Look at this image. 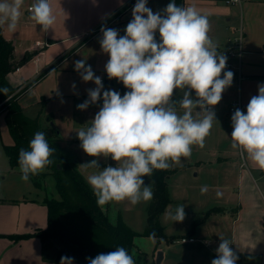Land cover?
<instances>
[{
	"label": "clouds",
	"instance_id": "obj_1",
	"mask_svg": "<svg viewBox=\"0 0 264 264\" xmlns=\"http://www.w3.org/2000/svg\"><path fill=\"white\" fill-rule=\"evenodd\" d=\"M23 4L24 0H0V27L6 25L8 32H15ZM147 4L148 0H137L124 35L101 27L99 43L109 56L105 71L109 80H117L128 90L123 95L105 90L102 78L95 75L90 65L86 66V60L75 61V70L82 80L96 86L88 89V99L77 105L78 110L102 100L91 125L77 132L82 150L97 158L80 166L97 170L86 179L98 206L125 200L132 205L150 201L154 193L143 177L180 164L181 158L191 156L194 145L204 146L217 121L211 109L220 103L234 78L231 71H224L227 57L218 53L217 43L209 36L206 15L195 6H179L175 0L163 14L154 13ZM31 19L44 32L52 29L57 15L51 0H36L31 5ZM257 87L258 94L250 98L246 112L237 108L231 116L230 138L232 149L242 151L264 171V83ZM178 89L183 96L175 101ZM0 91L6 95L8 89ZM53 151L45 133L37 131L28 150L22 148L19 152L21 180L27 182L30 175H38L50 165ZM100 157H110L115 166L101 169ZM168 215L174 222H182L184 206ZM149 238L155 239V232ZM220 239L211 264H236L239 257L231 242ZM87 259L88 264H135L124 247ZM60 264H73V258L62 256Z\"/></svg>",
	"mask_w": 264,
	"mask_h": 264
},
{
	"label": "rangeland",
	"instance_id": "obj_2",
	"mask_svg": "<svg viewBox=\"0 0 264 264\" xmlns=\"http://www.w3.org/2000/svg\"><path fill=\"white\" fill-rule=\"evenodd\" d=\"M30 2H36V0H24L23 8L28 7L27 3ZM169 2L170 0H148L147 6L151 8L154 13L159 11L163 14V10ZM187 5L202 6L203 8L207 7L210 9L208 12L200 13L206 15L209 19V36L213 41H222L224 45H222L221 48L225 49V37L230 36L229 40L232 39L231 33L235 31L234 28H236L233 22V24L226 26L225 23H227V21L225 15L232 16L233 20L236 19L238 21L239 25L241 20V9L239 5H227L224 0H197ZM133 7L127 12L121 24H117V20H119L121 13L124 12L127 7L123 8L110 19V21L114 23L113 29L118 30L120 35L125 34L126 25L132 19ZM23 8L21 7L20 11L21 14L25 15ZM3 27L2 31L4 32L5 30V33H8L7 26L5 25ZM34 27L36 28V34L42 37L43 31L41 26L36 23ZM92 39L94 41L90 43V49L85 52L79 51V53L70 57L67 62L75 63V59L82 60L83 57L84 59L88 58L87 60H91L89 54L95 52L93 48L101 46L99 43L101 38L98 35H95ZM108 59L109 56L104 53V62L99 63L98 57L97 64L88 65H93L95 68L93 70L95 75L101 76L105 71V65ZM65 65L75 64H64V66ZM79 80H82V78L78 72L69 71L65 73L64 71H58L56 74L42 80L37 86L39 91L48 93V85L56 84V98L58 100H56L55 103L57 104L56 115H58V117L55 116L53 118V113L49 114L46 112L45 100L38 102L36 106L28 108L29 110L27 109L24 114L27 118H38L41 121V126H44L42 128L47 129L50 133L53 130L52 136L56 146L59 147V150L70 160L76 162L75 166L86 179L88 175L93 174L97 170L93 168L85 169L80 165L97 158L88 156L82 150L77 132L81 128L89 127L98 111L95 114L85 117L83 120L79 118L75 120L70 117V111L64 109V107L69 108V104L67 103L74 104L72 107H77V105L82 103V99L88 97V89L96 87L91 81L86 82L87 86L85 87L84 85L83 87V85L79 83ZM233 80L237 81V76L234 75ZM117 82L118 81L115 79L103 82L105 90H116L123 95L125 93V90L121 88L123 84ZM23 84L16 86L17 88L12 93V96L19 95L18 98H20L21 94L24 93L30 85L29 82ZM73 85H75V87H73ZM182 96L183 91L178 89L173 99L179 101ZM193 97L195 98L194 93ZM232 101L223 100L220 101V107L218 105L214 106L212 111H214L215 114L217 108H220L222 113L220 115L216 114L217 121L213 123L210 134L205 138L204 146L201 148L198 145H194L190 157L181 158L180 164H172L169 168L173 171L167 179L169 182V193L173 201L168 205L165 211L161 213L159 221L165 226V232L168 236H176L174 241L168 242L166 238H158L156 236L155 239H150V235L143 234L147 227V208L153 199L147 202L142 201L136 205H132L129 201L125 200L118 203L110 202L102 206L107 210L113 223L121 221L136 231L135 244L138 247V251L135 250V256L141 263L156 264L158 250H161L164 252L161 264H211V260L217 256L216 249L221 242V237L231 242V247L239 257L236 264H264L263 253L259 251V249L264 251V237H257L256 240L252 242L242 241L241 244H238V250L234 248L235 240H239V238H235L239 237L240 227H242V224L240 223L239 226V223L236 224L234 219H238L239 215L242 214L241 208L249 205L250 210H256L254 212L256 214H251V216H257L251 223L255 225V227L262 226L264 228V218L259 217L261 215V207L255 193L253 194V191L243 192L240 187L241 180L238 177L239 169L241 168L239 167L241 154L239 150L231 148L230 138L233 130L231 116L234 113L230 111ZM101 106L102 100L98 103V110ZM178 111L182 112L183 110L178 108ZM195 114L196 113L193 115L195 116ZM46 117L53 119L51 121H53L54 124H59L70 137L65 136V134L58 136ZM0 130L2 137L7 143H14L9 133L10 131L5 116L2 112H0ZM98 159L101 169L107 165L115 166V162L112 161L110 157L107 159L100 157ZM200 160L202 161L201 166L197 167L196 164ZM211 160L213 164H209ZM255 175L258 176V181L256 180L257 185H259L258 188L264 194V179H261L258 173H255ZM40 179H42V177H40ZM143 179L145 185L150 184L153 190L152 175L150 177H143ZM3 184H5L4 181L2 182V185ZM66 187L70 188L71 185L66 182ZM202 188H206V190L202 191ZM180 205L184 206L185 219L182 222H174L170 219L168 214L170 212L174 214L176 208ZM250 205L255 206L250 207ZM193 229L194 233L191 234ZM91 235L98 241L105 240L101 238L102 236L100 234L98 235V233L96 234L91 231Z\"/></svg>",
	"mask_w": 264,
	"mask_h": 264
},
{
	"label": "crops",
	"instance_id": "obj_3",
	"mask_svg": "<svg viewBox=\"0 0 264 264\" xmlns=\"http://www.w3.org/2000/svg\"><path fill=\"white\" fill-rule=\"evenodd\" d=\"M130 1L51 0L57 15V21L52 26V29H49L47 32L43 31L42 37L36 34V28L34 27L36 22L31 19L29 6L35 2L27 3L28 7L26 8H23L24 5L22 6L25 15L21 14L16 31L5 33L4 30L2 32L6 39L12 41L14 45V62L16 64L15 68L6 75L8 82L14 86L27 82L30 83L29 87L19 98L20 104L24 107V112L28 108L36 106L38 102L45 100L46 112L49 114L53 113V118L55 116L58 117L56 115L57 104L55 103L58 100L56 98V84L48 85V93L39 91L37 86L42 80L56 74L58 71H64L65 73L69 71L77 72L75 65L64 66V64H75L73 62L68 63L67 61L70 57L79 53V51L85 52L90 49V43L94 41L92 39L94 35L88 36V34L100 25L112 22L110 21L112 16L120 12ZM195 1L197 0H185L184 6H189L187 5L188 3L192 4ZM133 6L131 5V7L121 13L117 24H121L124 21L127 12ZM195 7L201 13L210 10L207 7ZM239 7L241 9L239 25L238 21L236 19L233 20L230 15H225L227 21L225 24L226 26L233 23L236 25V28H234L235 31L231 33L232 37L233 35L242 33L244 52L241 58V73L240 78H237V81L233 80L232 85L224 91L221 101H232L239 95L241 97L242 108L246 112V106L250 98L258 94V84L264 83V0H243L242 5H239ZM86 36L88 38L84 39ZM225 38L227 39H225V45H227L230 36H226ZM214 42L218 45V53L223 54L225 52L224 48H221L224 45L223 42H219V40H215ZM93 50L95 52L89 54L91 57V60L89 59L90 61L87 60L88 58H82L86 60V66L88 64H97L98 57L99 63L104 62V52L101 46L94 47ZM28 52H34L32 57L22 61V58ZM77 60L75 59V61ZM90 66L92 70L95 69L93 65ZM44 71L45 73H42ZM36 77L38 78L34 80ZM221 78H223V74ZM79 83L83 87L84 85L85 87L87 86V83L83 80H79ZM121 88L127 90L123 86ZM87 99L88 97L82 99V103ZM98 103L99 101L96 104H90L86 110H78L76 106L72 107L74 104L67 103L69 104V108L64 107V109L70 111L71 118L83 120L85 117L95 114L98 111ZM218 106L220 107L221 103ZM194 113L196 112L194 111ZM221 113L220 108H217L216 114L220 115ZM46 118L48 121L53 120L49 119V117ZM39 123L41 125L40 120ZM56 125L61 134H65V136L69 135L64 132L59 124ZM4 144L9 143L4 140L0 130V264H60V261L44 258V248L39 237L31 236L19 240L12 238L15 234L32 233L37 231L38 228L47 227L49 209L44 198L51 194L57 196V193L56 188H54V178L51 174L42 176V179H37L40 182L39 185L35 184L34 178L32 177H29L27 182L21 180L20 177L22 174L20 169L19 167L11 166L4 150ZM240 154L241 162L239 167L241 168L239 169L238 178L241 180V190L243 192L253 191L252 193H255L261 207V215L258 216L264 218V194L258 188L259 185L256 182L258 176L255 175V173H258L259 177L264 179V171L259 170L249 161L242 151H240ZM201 162V160L197 162V167L201 166ZM209 164H213L212 160ZM42 172H46V169ZM3 181L5 184L2 185ZM253 206L255 205H250V207ZM241 210L242 214L239 215L240 219H234L236 224L239 223V226L240 223L242 224L239 237L235 238H239V240H235L234 242V248L236 250H238V244H241L242 241L252 242L257 237H264V228L262 226L255 227V225L251 224L257 217L251 216V214L256 210H250L249 205L241 208ZM259 251L264 256V251L261 249ZM73 264L78 263L73 261Z\"/></svg>",
	"mask_w": 264,
	"mask_h": 264
},
{
	"label": "trees",
	"instance_id": "obj_4",
	"mask_svg": "<svg viewBox=\"0 0 264 264\" xmlns=\"http://www.w3.org/2000/svg\"><path fill=\"white\" fill-rule=\"evenodd\" d=\"M136 1L131 0L125 7L133 6ZM184 1L175 0L179 6H184ZM86 38L88 37L84 39ZM156 38L159 41L158 32ZM33 53H26L22 61L30 59ZM14 57V45L12 41L6 39L0 27V90L8 89L6 95L0 91V112L4 113L14 142L4 144V150L11 166L19 167L20 150L22 148L28 150L29 142L37 131L44 132L49 146L54 150L50 157L52 163L45 168L46 172L30 175V177L34 178L36 185H39L40 182L37 179L51 174L54 178L57 196L51 194L44 198L49 209L47 227L38 228L32 233L15 234L12 238L19 240L31 236L39 237L44 248V258L53 261H60L62 256H67L73 258V261L78 264H88L87 258L114 251L117 247H124L135 260V264H145L135 256V250L138 251L135 244L136 231L121 221L117 223L111 221L107 210L98 206L97 198L85 177L75 166L76 162L70 160L56 146L52 136L53 130L50 133L42 128L38 118H27L24 114V107L19 102V95L12 96L17 87L8 82L6 75L15 68ZM172 172L168 168L154 170L152 173L154 195L147 208V227L143 233L150 235L155 232L156 237L166 238L168 242L174 241L176 236H168L165 226L160 223L159 219L161 213L173 201L167 181ZM66 182L71 185L70 188L66 187ZM91 231L100 234L105 240L98 241L91 235ZM193 233L194 229L191 234Z\"/></svg>",
	"mask_w": 264,
	"mask_h": 264
},
{
	"label": "built area",
	"instance_id": "obj_5",
	"mask_svg": "<svg viewBox=\"0 0 264 264\" xmlns=\"http://www.w3.org/2000/svg\"><path fill=\"white\" fill-rule=\"evenodd\" d=\"M227 5H242L243 0H224ZM31 10V6H29ZM113 22H109V24L100 25L99 27L93 29L90 33L94 36L98 35L102 38L101 27L112 28L113 29ZM89 33V34H90ZM225 54L227 56V64L224 71H231L233 74L240 78V71H241V58L244 52L243 45H242V33L236 34L229 40L227 45H225ZM223 74V72H222ZM102 82H108L109 78L107 77L106 71H104L101 76ZM241 97L238 95L232 102L230 107V111L234 112L237 108L244 111L242 108ZM214 107L211 109L213 110Z\"/></svg>",
	"mask_w": 264,
	"mask_h": 264
},
{
	"label": "water",
	"instance_id": "obj_6",
	"mask_svg": "<svg viewBox=\"0 0 264 264\" xmlns=\"http://www.w3.org/2000/svg\"><path fill=\"white\" fill-rule=\"evenodd\" d=\"M170 2H171V0H170ZM50 125L53 126L52 128H54V130L56 131L57 135L61 136V132H60L58 126H56V124H54L53 121H50ZM163 253L164 252H162L161 250L160 251L158 250V253H157V256H156V264H161L163 256H164Z\"/></svg>",
	"mask_w": 264,
	"mask_h": 264
}]
</instances>
